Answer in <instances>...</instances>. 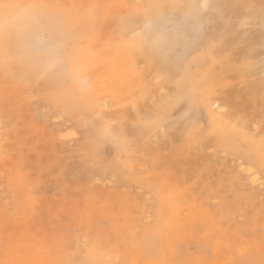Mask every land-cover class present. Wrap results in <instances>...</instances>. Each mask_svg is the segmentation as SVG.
<instances>
[{"label":"rangeland","instance_id":"rangeland-1","mask_svg":"<svg viewBox=\"0 0 264 264\" xmlns=\"http://www.w3.org/2000/svg\"><path fill=\"white\" fill-rule=\"evenodd\" d=\"M111 1L120 8L127 3ZM181 6H166L152 23L150 52L169 73L166 81L128 51L129 72L95 77L100 106L81 125L75 119L65 125L67 118L46 109L35 95L37 83L30 95L36 134L5 127L0 58V146L17 155L35 205L31 215L16 213L0 175V215L10 218L0 232V264H36L29 243L37 244L38 236L65 240L68 264H82L86 248L118 253V260L104 253V264H264V0H185ZM133 19L141 30V17ZM93 49L103 65L122 55L111 41ZM191 82L193 99L184 93ZM195 98H206L208 106ZM65 127L72 135L60 138ZM241 163L256 166L263 180L251 184ZM32 219L31 241L15 250L16 229L32 226ZM159 220L166 224L155 235L143 232ZM127 239L153 252L132 254Z\"/></svg>","mask_w":264,"mask_h":264},{"label":"bare ground","instance_id":"bare-ground-1","mask_svg":"<svg viewBox=\"0 0 264 264\" xmlns=\"http://www.w3.org/2000/svg\"><path fill=\"white\" fill-rule=\"evenodd\" d=\"M52 1L0 0V58L2 61L5 60L6 79L5 127L9 123L13 127L24 126L36 134L39 127L32 121L34 109L31 105L30 95L37 83L40 86L38 90L34 89L33 91H35L36 97L44 103L46 109H50L58 120L61 117L67 118L63 123L65 125L72 119L81 125L84 114L100 106L101 100L95 88V77H101V72L107 73L109 77L118 72L125 74L129 72L130 62L126 55L128 51L134 52V56L140 58L149 71L155 73L157 81H160L161 78L162 81H166L169 73H166L150 52L154 50L150 44L152 42V23L161 18L166 6L180 8L185 0H134V4H129L126 0L127 3H123L121 8V5L111 0H77L78 4L66 3V5L62 4L60 0H55L57 2L54 3L57 5L48 3ZM63 1L65 2V0ZM108 3L110 6L107 5ZM120 9H123L122 13H120ZM136 16L141 17V30H137L133 24V18ZM44 33H48L45 41L42 39ZM108 41H111L117 53L120 52L122 55H116L119 59H115V64L109 58H105L103 65L101 57L96 56L93 48L97 49V46ZM248 67V65L245 66V72L249 69ZM0 85L2 86V84ZM192 85V82L189 83L184 93L185 96L193 99L196 95L190 90ZM116 90L123 91L125 88L117 86ZM2 96L0 88V98ZM196 98L195 101L201 107L202 105L208 106L206 98L202 101H198L199 99ZM212 104L215 105L214 102ZM209 106L211 105L209 104ZM217 109L220 108L217 107ZM214 122L217 127L222 124L218 119ZM227 123H225L226 128L229 127ZM66 128L64 131H60V138L72 135ZM37 137L35 138L37 139ZM42 137L39 136L37 140L41 142ZM219 137L226 146L225 138ZM5 138L15 139L6 134ZM10 143L12 144V141ZM8 148L0 146L2 183L5 185V191L7 190L10 194L9 201L13 210L16 213L25 210L31 215L35 212V205L29 196L25 175L21 171V163L17 155L9 152ZM239 167L251 184L263 180L254 169L256 166L241 163ZM22 191H26L27 196L19 199V193ZM6 220H10V218L4 219L0 215L1 233L5 229ZM32 223L30 227L23 225L16 229L15 250L23 244L22 241H25L26 238L31 241L30 228L35 227L36 219H32ZM161 224L164 225L166 222L162 223L159 220L157 224L143 232L148 236L155 235ZM117 241L120 239L118 238ZM36 242L37 244L29 243V251L36 264H68L70 247L65 240L55 244L48 238L42 239L41 236H38ZM126 242L129 248H132V254L137 256L144 254L143 250L153 252L149 247L141 246V242L138 244L128 239ZM40 249L44 252L43 255L38 256L37 253ZM111 249L108 248L103 252H96L89 248L84 249L82 264H104V253L110 260L117 259L118 253L115 256L112 255ZM126 252H128V248ZM10 254L12 257L11 251ZM51 256L53 257L51 258ZM133 260L135 261V259Z\"/></svg>","mask_w":264,"mask_h":264}]
</instances>
